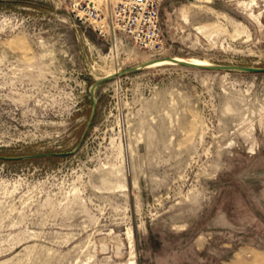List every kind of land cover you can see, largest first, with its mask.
<instances>
[{"label":"rangeland","instance_id":"obj_1","mask_svg":"<svg viewBox=\"0 0 264 264\" xmlns=\"http://www.w3.org/2000/svg\"><path fill=\"white\" fill-rule=\"evenodd\" d=\"M160 23L151 54L68 1L0 0V264H264V72L167 59L264 67V0ZM153 59L97 87L85 133L92 84Z\"/></svg>","mask_w":264,"mask_h":264},{"label":"built area","instance_id":"obj_2","mask_svg":"<svg viewBox=\"0 0 264 264\" xmlns=\"http://www.w3.org/2000/svg\"><path fill=\"white\" fill-rule=\"evenodd\" d=\"M80 23L98 35L117 32L151 54L163 51L160 7L165 0H65Z\"/></svg>","mask_w":264,"mask_h":264},{"label":"water","instance_id":"obj_3","mask_svg":"<svg viewBox=\"0 0 264 264\" xmlns=\"http://www.w3.org/2000/svg\"><path fill=\"white\" fill-rule=\"evenodd\" d=\"M169 60L172 61L173 63H177V64H181L183 66H188V67H192V68H202V69H209V70H225V71H241V72H264V67H254V66H241V65H227V64H209V65H205V64H195L193 62H189V61H178L175 60V58L169 57ZM146 65H148L147 63H143L140 66H133V67H129L123 70H119L118 72H115L113 74H108L105 75L103 77L98 78L95 83L92 84L91 88H90V95L93 98V108H92V114L90 117V120L88 121L87 127L85 129V133L88 132V130L90 129L92 122L94 120L95 114H96V109H97V101L95 98V92L96 89L99 85H101L103 82L108 81L110 79H113L115 77H118L124 73L127 72H133L138 70L139 68L142 67H146Z\"/></svg>","mask_w":264,"mask_h":264},{"label":"bare ground","instance_id":"obj_4","mask_svg":"<svg viewBox=\"0 0 264 264\" xmlns=\"http://www.w3.org/2000/svg\"><path fill=\"white\" fill-rule=\"evenodd\" d=\"M172 58H175V60H178V61H188V60H190L189 62H193V63H195V64H205V65H209L210 63H207V62H205V61H202V60H193V59H188V60H185L184 58H181V59H178V58H176V57H172ZM168 60H169V58H167ZM161 59H153V60H150V61H147V62H145V63H147L148 65H146V67H151V66H153V65H156V63L158 62V61H160Z\"/></svg>","mask_w":264,"mask_h":264}]
</instances>
